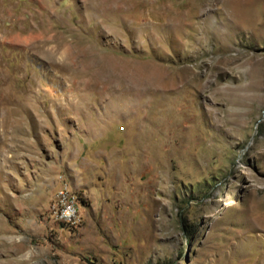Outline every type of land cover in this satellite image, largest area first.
<instances>
[{
  "label": "rangeland",
  "instance_id": "1",
  "mask_svg": "<svg viewBox=\"0 0 264 264\" xmlns=\"http://www.w3.org/2000/svg\"><path fill=\"white\" fill-rule=\"evenodd\" d=\"M0 264H264V0H0Z\"/></svg>",
  "mask_w": 264,
  "mask_h": 264
},
{
  "label": "built area",
  "instance_id": "2",
  "mask_svg": "<svg viewBox=\"0 0 264 264\" xmlns=\"http://www.w3.org/2000/svg\"><path fill=\"white\" fill-rule=\"evenodd\" d=\"M48 214L62 225L80 223V200L78 194L65 182L57 186L48 206Z\"/></svg>",
  "mask_w": 264,
  "mask_h": 264
},
{
  "label": "bare ground",
  "instance_id": "3",
  "mask_svg": "<svg viewBox=\"0 0 264 264\" xmlns=\"http://www.w3.org/2000/svg\"><path fill=\"white\" fill-rule=\"evenodd\" d=\"M36 37H37V36H36ZM25 39H26V38H25ZM235 92H236V90H235V91H233V93H232V94H233V95H235ZM235 96H236V95H235ZM236 98H237V97H234V98H232V100H233V103H234V104H236V101H237V99H236ZM232 100H231V101H232ZM231 104H232V103H231ZM232 105H233V104H232Z\"/></svg>",
  "mask_w": 264,
  "mask_h": 264
}]
</instances>
